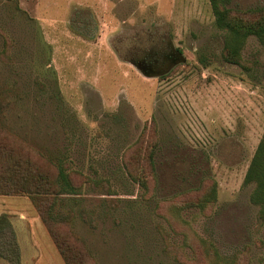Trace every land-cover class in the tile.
<instances>
[{"label":"rangeland","instance_id":"374dc122","mask_svg":"<svg viewBox=\"0 0 264 264\" xmlns=\"http://www.w3.org/2000/svg\"><path fill=\"white\" fill-rule=\"evenodd\" d=\"M224 48L210 0H0L4 122L90 179L57 209L74 211L98 264H264L256 184L244 183L264 135V45L250 36L242 64ZM171 49L183 58L160 75L133 62ZM214 181L217 201L191 205ZM3 213L22 264H66L30 195L0 194Z\"/></svg>","mask_w":264,"mask_h":264},{"label":"trees","instance_id":"16d2710c","mask_svg":"<svg viewBox=\"0 0 264 264\" xmlns=\"http://www.w3.org/2000/svg\"><path fill=\"white\" fill-rule=\"evenodd\" d=\"M216 25L225 31L224 57L227 61L242 64V50L250 36H256L264 45V6L249 10L230 7L229 0H210ZM5 92L0 93V194L30 195L37 208L42 222L54 241L66 264H98L97 258L87 241L74 231V211L57 209L65 204L71 205L73 195L79 194L84 183L90 180L79 170L73 169L66 161H57L41 150L29 145L25 140L11 133L4 122V112L10 105ZM155 144L149 152L148 159L143 162L147 171L153 176L155 161L153 160ZM146 149V148H145ZM135 169L143 171L140 161L134 159L125 166L135 181L148 187V179L132 174ZM146 172V170H145ZM77 179L81 183H76ZM95 186L102 182L92 179ZM254 182L255 189L252 200L260 205L258 219L264 223V135L251 160L244 183ZM104 195H112L109 191ZM218 199V183L214 181L207 193L199 197L191 205H198L205 210L209 204ZM85 222H89L85 217ZM92 226L95 224L92 223ZM212 246L214 257L216 249ZM0 255L12 264H22V247L18 233L9 215L0 216Z\"/></svg>","mask_w":264,"mask_h":264},{"label":"flooded vegetation","instance_id":"af4514ba","mask_svg":"<svg viewBox=\"0 0 264 264\" xmlns=\"http://www.w3.org/2000/svg\"><path fill=\"white\" fill-rule=\"evenodd\" d=\"M182 58L183 56L180 50L171 49L163 53L161 59L147 57L133 62H135L139 68H142L146 73L160 75L170 66L177 64Z\"/></svg>","mask_w":264,"mask_h":264},{"label":"crops","instance_id":"0c3cea01","mask_svg":"<svg viewBox=\"0 0 264 264\" xmlns=\"http://www.w3.org/2000/svg\"><path fill=\"white\" fill-rule=\"evenodd\" d=\"M25 215V214H24ZM20 240V239H19ZM21 244V243H20ZM21 247H22V245H21ZM22 251H23V249H22ZM22 262H23V254H22Z\"/></svg>","mask_w":264,"mask_h":264}]
</instances>
